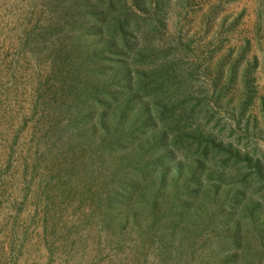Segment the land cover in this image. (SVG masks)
Returning a JSON list of instances; mask_svg holds the SVG:
<instances>
[{
	"label": "rangeland",
	"instance_id": "rangeland-1",
	"mask_svg": "<svg viewBox=\"0 0 264 264\" xmlns=\"http://www.w3.org/2000/svg\"><path fill=\"white\" fill-rule=\"evenodd\" d=\"M0 264H264V0H0Z\"/></svg>",
	"mask_w": 264,
	"mask_h": 264
}]
</instances>
